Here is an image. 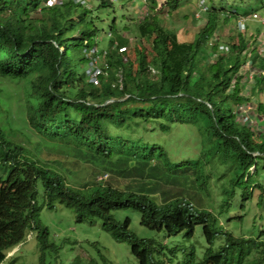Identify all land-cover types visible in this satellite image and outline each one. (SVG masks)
<instances>
[{"label":"trees","instance_id":"1","mask_svg":"<svg viewBox=\"0 0 264 264\" xmlns=\"http://www.w3.org/2000/svg\"><path fill=\"white\" fill-rule=\"evenodd\" d=\"M47 1L0 0V77L21 88L0 98V264L29 234L37 241L38 264H67V239L56 241L39 216L43 207L59 205L77 223L99 221L137 264H264V231L246 237L244 217L226 221L225 215L237 210L233 201H251L257 186L264 202L258 185L264 133L243 120L241 107L250 101L244 76L264 101V55L248 52L249 31L238 33L236 44L213 36L232 19L240 23L264 11V0H203L205 21L188 41L160 18L186 0ZM111 8L104 46L100 12ZM252 56L258 74H239ZM87 67L99 70L95 79ZM12 102L21 110V127L30 130L22 142L8 130ZM257 106L264 113V103ZM177 126L174 139H146ZM189 141L197 153L188 150ZM28 143L60 150L69 164L55 166ZM191 154L196 157L173 159ZM104 173L110 177L98 179ZM124 175L139 182L129 184ZM211 180L220 196L212 197ZM130 210L154 237H138L129 217L114 215ZM254 218L255 227L264 213ZM85 244L98 257L95 264H110L99 245Z\"/></svg>","mask_w":264,"mask_h":264},{"label":"rangeland","instance_id":"2","mask_svg":"<svg viewBox=\"0 0 264 264\" xmlns=\"http://www.w3.org/2000/svg\"><path fill=\"white\" fill-rule=\"evenodd\" d=\"M73 1H80V0H73ZM87 1V0H86ZM49 1H47L48 3ZM53 4V3H52ZM148 5H150V2H148ZM131 11H135L136 8L135 6L130 7ZM143 9H147V4L146 8L143 7ZM253 8L251 7L248 11L249 14L253 11ZM113 8H111L109 11L107 10H102L100 12V18L102 19V44L105 46V39H106V21L107 18L112 16ZM201 11H206L207 7L204 4L203 0H186L184 3L180 4L178 9L173 12L172 15H167L166 13L161 14L160 18L165 20V24L168 25L170 29H173L176 31L178 34V38L180 41H188L192 38L193 34L200 28L202 27L204 21L203 17H201ZM264 11L257 12V14L261 17H264L262 14ZM244 18V17H242ZM241 18V19H242ZM264 20V19H263ZM263 21L258 20L255 23V20L251 19L247 22V26L245 24V28L241 26L240 23L237 22V20L232 19L229 21L227 24H225L223 27L216 29L215 33L213 36H218L224 40V42L228 43L229 39H232V44H236L237 42L240 41V37L238 36V33L241 31L247 30L250 32L251 38L247 36V40L250 42L248 45V52H252V50L257 49L258 52L262 53L264 55V25L262 24ZM259 33V34H258ZM124 36L127 37V34H124ZM129 39H132L133 36H128ZM226 45V44H225ZM224 44L220 45V48L225 46ZM69 46V45H68ZM246 53V51L244 52ZM255 58V53H252ZM250 60V62H249ZM248 62L246 64L243 63L242 68L239 71V74H249L248 77H251L254 72L256 71L253 67V56L249 58ZM95 65V64H94ZM88 68V67H87ZM88 74L90 73L89 68L87 69ZM99 70L97 68H94V73H90L91 77L95 79V73H98ZM245 76L242 78V82L244 83V87L242 88L244 91V95L246 97H249L248 99L250 100L249 102L244 103L241 105L243 107L242 109V117L243 120L246 122L250 123L252 126H254V129L258 130L261 133H264V113L259 112L257 109V103H264L263 100H260L261 94L259 97H257L254 93H252L251 85L250 83H253V80L250 81V83H245ZM234 84V81L233 83ZM99 85V84H98ZM233 87V86H232ZM16 92V93H15ZM21 93V88H20V83L17 85L10 82L7 79H4L3 77H0V98L6 100L7 96L6 94H9L11 97L12 96H17V94ZM254 94V95H253ZM264 96V95H262ZM260 101H259V100ZM258 101V102H257ZM12 111L10 112V118L9 123L11 126L8 127V130H13L17 132L16 134V139L18 142L23 141V137L21 136L22 132L24 131L25 133H30V130L27 128L23 130L21 126L25 125V122H22V118L19 120L20 116V109L18 108L16 103H11V108ZM7 117V116H5ZM26 126V125H25ZM187 126V125H186ZM16 127H21L20 131H17ZM190 129V127H187ZM181 130L180 126H177L175 130L172 131V134H167L165 136L161 135H154V136H149L146 139L147 140H152V141H159L162 139H174L173 135H176V132L179 133ZM194 130V129H193ZM149 131V130H148ZM195 131V130H194ZM15 132V133H16ZM195 133V132H193ZM148 135V134H147ZM11 138L12 136L9 135ZM191 140V138L189 139ZM195 140H199L198 136H195ZM177 141H179L177 139ZM188 150L197 153L199 149L195 147V143H191L190 141L188 142ZM30 150H32L34 153L35 150L37 153L42 156L46 157L49 156L50 160L55 161V166H60L62 164H69L66 163V158L64 159L63 153H61L60 150L58 149H53V148H47L43 147L40 143L38 144H29L27 145ZM52 147L55 148V145H52ZM63 154V155H61ZM198 155V154H197ZM195 154L191 155H186V156H180L176 155L173 157L174 160H180V159H187V158H195ZM68 162V161H67ZM69 168V166H67ZM262 167V166H261ZM0 168H2L0 166ZM263 170V168H261ZM210 175H214V172L209 173ZM0 175L5 176V172L0 169ZM108 175V176H107ZM88 177V175H86ZM129 176V177H128ZM124 177H128L130 179L124 178L125 182L128 181L129 184H132L131 181L134 182H139L136 179H131L132 175H128ZM110 177L109 173H104L99 175L98 179L100 180H105ZM259 177V182L258 185H262L264 187V172L260 173L258 175ZM127 180V181H126ZM145 181H148L146 184V187H148V190L152 188V184L150 180L147 178ZM144 182V180L140 181ZM150 183V184H149ZM135 184V183H134ZM167 185H173L169 182ZM209 187H211V195L212 197H217L218 195H221L220 190L218 191L216 187V182L215 181H210L209 182ZM122 188H125V184L123 183ZM153 195L156 194V197L163 198L162 192L157 191V192H151ZM263 191L257 186L253 192H252V200L251 201H243L241 199L235 200L232 202L234 206L237 207V210L234 212H230L225 214L226 215V221L228 218L235 217V216H242L244 217V228H243V235L248 237V236H253L251 234H256V237L258 238L260 233L264 231V220H258L257 223L255 224L254 227V217L261 215L264 213V210L261 208L264 206L263 204H259V195H261ZM241 195V194H239ZM239 197V196H238ZM39 204L40 201L43 199L39 198ZM209 203V202H208ZM217 203V202H216ZM243 206V208H241ZM245 207V208H244ZM229 214V215H228ZM114 215L116 216L117 219L120 221L124 220L126 217H129L131 219V225H130V230L132 232H135L138 237L140 238H148V237H154V232L145 228L140 224V214L136 211L130 210V211H119L115 212ZM40 219L49 227L50 232L52 237L55 238L56 241L59 240H65L64 243V252L66 253L65 256L68 257L66 259L67 264H95V259L96 262L98 261V257L96 255L91 256L89 252L93 253L94 249H91L89 247V244L85 243H95L101 247L100 250H104L103 253H105L108 256L110 264H137L135 258H133L129 253V247L125 244H120L115 242L110 235H108L106 232L101 230L100 227V222H97L96 225H91L88 223H77L76 218L74 213L65 207L63 205H59L57 210L51 211L47 210L45 207H43L40 210L39 213ZM221 223L225 224L224 220H221ZM231 223V222H230ZM96 226V228H95ZM238 233L240 234V231L237 230ZM261 237V236H260ZM163 239V238H159ZM69 242H74L75 244L71 245V248H69ZM80 243V244H78ZM83 243V244H81ZM19 249V251H18ZM14 252H17L15 256H12ZM8 260L5 261L4 264H9L11 261H13V257H17L16 263L15 264H38V250H37V241L35 238L34 234H29L26 236V240L19 245V247L15 248L12 252L8 253ZM97 257V258H96Z\"/></svg>","mask_w":264,"mask_h":264},{"label":"built area","instance_id":"3","mask_svg":"<svg viewBox=\"0 0 264 264\" xmlns=\"http://www.w3.org/2000/svg\"><path fill=\"white\" fill-rule=\"evenodd\" d=\"M111 1H115V0H111ZM53 2H52V0H50L49 2H48V4L49 5H51ZM251 19H253V20H255V21H258V20H260V21H263V25H264V17H261V16H259L257 13H253L252 14V16H251ZM246 20H247V18H242L241 19V21H240V24H241V26L243 27V28H245V22H246ZM94 73V72H93ZM96 74L97 73H95L94 75L96 76ZM96 81V80H95Z\"/></svg>","mask_w":264,"mask_h":264},{"label":"clouds","instance_id":"4","mask_svg":"<svg viewBox=\"0 0 264 264\" xmlns=\"http://www.w3.org/2000/svg\"><path fill=\"white\" fill-rule=\"evenodd\" d=\"M244 18H245V17H244ZM249 20H251V17L247 18V20H246V22H245L246 26H247V22H248ZM255 22H257V21H255ZM244 31L247 32V30H244ZM25 240H26V238H25ZM25 240H24V241H25ZM24 241H23V242H24ZM23 242H22V243H23ZM22 243H21V244H22ZM17 247H19V246H17ZM17 247H16V248H17ZM14 249H15V248H14ZM14 249H13V250H14ZM13 250H12V251H13ZM12 251H11V252H12ZM18 251H19V249H18ZM9 253H10V252H9ZM16 253H17V252H14L13 254H16ZM7 255H8V252H7ZM12 256H13V255H12ZM14 256H15V255H14ZM16 258H17V257H16ZM7 260H8V256H6V261H7ZM136 262H137V261H136Z\"/></svg>","mask_w":264,"mask_h":264}]
</instances>
